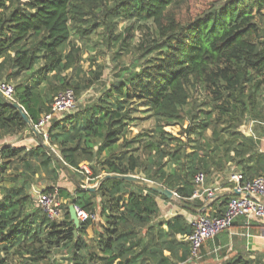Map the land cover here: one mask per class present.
<instances>
[{
	"label": "trees",
	"instance_id": "1",
	"mask_svg": "<svg viewBox=\"0 0 264 264\" xmlns=\"http://www.w3.org/2000/svg\"><path fill=\"white\" fill-rule=\"evenodd\" d=\"M205 1L0 0V82L20 79L15 99L33 124L61 90L74 89L79 100L101 80L102 66L82 76L84 63L94 59L89 43L99 28L109 48L117 45L118 54H129L134 28L143 26L139 20L153 23L139 46L147 54L144 63L116 75L98 101L48 124L49 144L80 183L88 176L85 165L92 181L105 174H143L195 209L204 206L192 200L198 172L207 180L230 164L247 179L264 176L259 142L241 130L248 119L264 124V0H212L193 11L194 2ZM119 20L131 22L123 33ZM144 121H153V128L135 130ZM173 126H179L176 133L166 129ZM26 130L21 112L0 97V138ZM0 158V264L192 259L188 241L179 238L192 232L187 217L159 218L158 198H169L118 178L102 180L95 191L78 187L41 144H5ZM62 172L72 189L55 184ZM42 178L53 183L42 191L57 190L63 200L60 219H50L33 192ZM233 196L221 199L227 206ZM71 204L97 213V220L77 227ZM210 207L203 213L213 216ZM226 264H264V253H239Z\"/></svg>",
	"mask_w": 264,
	"mask_h": 264
},
{
	"label": "built area",
	"instance_id": "2",
	"mask_svg": "<svg viewBox=\"0 0 264 264\" xmlns=\"http://www.w3.org/2000/svg\"><path fill=\"white\" fill-rule=\"evenodd\" d=\"M0 91L4 96L16 102L15 85L6 80L0 82ZM78 106V98L74 89L66 88L57 93L51 104V109L41 115L37 124H33L39 132L48 140V124L55 118H62L71 113ZM86 173L90 174V169L84 166ZM88 180H91L88 177ZM194 182L196 192L192 198L202 196L200 190L205 186L206 174L198 172L195 175ZM239 191H245L251 194L249 196L234 195L229 200L224 212L220 215H207L203 213L205 206L196 214H193L189 222L192 225V232L186 236L189 243L191 258L197 259L201 257L203 245L206 241L215 238L218 234L229 230L235 220L241 216L248 219H260L264 221V176H256L247 179L240 172L230 174L228 182ZM220 192L217 188H208L205 193L210 199H215L216 194ZM38 202L46 215L57 220L63 216L62 204L63 200L59 198L57 190L52 193L40 191L38 193ZM76 214L80 221L91 219L97 220L98 214L84 209L78 204H74Z\"/></svg>",
	"mask_w": 264,
	"mask_h": 264
},
{
	"label": "crops",
	"instance_id": "3",
	"mask_svg": "<svg viewBox=\"0 0 264 264\" xmlns=\"http://www.w3.org/2000/svg\"><path fill=\"white\" fill-rule=\"evenodd\" d=\"M17 83H20V79L17 80ZM78 101H80V99ZM54 119H56V117ZM241 130L248 136H254V138L259 142L260 151L264 153V124L257 123L252 119H248L241 126ZM5 144L12 145L14 147L26 146L28 148H33L41 143L37 136L31 130H26L13 136H5L3 138H0V151L2 146ZM229 165L230 164H228L223 171L214 172L211 176L207 177L205 186L200 190L202 196L198 198H192V200L195 199V204L204 202L205 207H210L212 205L209 211L213 215H219L223 213L226 204L221 199L222 197L215 199L208 198L205 191L208 188H217L218 190H220V192H222L224 190L232 188L230 186H225V184L228 182L230 174L234 173L232 172L234 166L228 167ZM43 179H45V182L42 183L43 186L47 187L48 185H53V183L46 178H42L41 181ZM85 180H88V178H85ZM95 181L98 182V180ZM35 189L37 190L35 191ZM42 190L43 189L37 184L33 187V191H35L37 196L38 193ZM158 203L160 207L159 218L164 222L177 215H184L189 221L190 217L193 214L198 213L204 207H195V209H191L189 206L182 204L180 200L178 201V199L175 198L165 200L159 197ZM176 205H178V207ZM175 206L176 208H174ZM164 228H167L166 224L164 225ZM185 237L186 236L179 235L180 239L184 238V240H186ZM216 237L206 241L203 245V264H226L239 253L247 255L251 258H255V256H259L260 254L264 253L263 220L239 217L235 220L233 226L229 230L218 234ZM192 259H189L187 262L175 261V264H196L195 261L192 262Z\"/></svg>",
	"mask_w": 264,
	"mask_h": 264
},
{
	"label": "rangeland",
	"instance_id": "4",
	"mask_svg": "<svg viewBox=\"0 0 264 264\" xmlns=\"http://www.w3.org/2000/svg\"><path fill=\"white\" fill-rule=\"evenodd\" d=\"M211 3H213L212 0H206L204 3H200V4L194 2L193 11H197L199 9L200 10L206 9L210 7ZM262 14H264V9L262 10ZM257 21H263V17L260 19V14H257ZM132 22H134V20ZM139 22L142 23L143 26H142V29H138L137 27L134 28V31H133L134 35L131 38L132 39L131 44L132 46H134V48H132V52L129 54H124V53L118 54L119 46L117 45L109 48L107 44L104 42L102 28H99L98 33H95L93 35V40H91V42L89 43V48H90L89 58L92 57L94 59L88 60L84 63L82 76L84 75L86 76L87 72H89L90 70L94 71L96 68L99 69V66L103 67L102 68L103 75L100 81H98L96 84H94L89 89L83 92V94L80 97V101H78V106L71 113L67 114L68 116L82 110L86 104H91L93 102L98 101V99L101 96H103L106 87L109 88L113 80L116 79V75H118L119 73L125 74V73L130 72L129 71L130 69L127 70L126 67L131 68L132 64L140 65L147 60V57H146L147 54L143 55L144 50L140 49L139 46L141 43H144L148 40V36L146 35V33H152V31L154 30V26H153V23H150V22L144 23V22H141L140 20ZM130 23L131 22L129 21L124 22V21L119 20L118 32L123 33V30L125 31L126 26H128ZM138 24L139 23L137 22L136 25ZM127 37H129L128 34H127ZM12 83L14 85L17 84V82H12ZM197 96L202 98L204 95H202L199 92ZM140 105H141L140 108L144 110L145 108L144 103H140ZM153 126H154L153 121H144L135 130L148 131L150 128H153ZM166 129L176 133L179 129V126L167 127ZM137 175L143 176V174H137ZM44 180L45 179H43L42 181L40 180L41 182L39 181V183L37 184L42 189L46 188V186L42 185V183L45 182ZM83 183L84 185L95 186L98 182L92 181V180H85ZM55 184L60 185V186H66L71 189L74 186L73 183H71L69 177H67L65 173L61 174L60 180ZM36 190L37 189H35V191ZM35 191L33 192L36 195ZM174 198L178 199V201L180 200L181 202V199L177 195ZM176 206L178 207V205ZM176 206L174 208H176ZM88 233H89V236H92L93 229L89 228ZM57 258H61V255H57ZM194 260L196 264H203V261H204L203 253L201 252L200 258H197Z\"/></svg>",
	"mask_w": 264,
	"mask_h": 264
},
{
	"label": "water",
	"instance_id": "5",
	"mask_svg": "<svg viewBox=\"0 0 264 264\" xmlns=\"http://www.w3.org/2000/svg\"><path fill=\"white\" fill-rule=\"evenodd\" d=\"M0 97L3 98L5 101L10 102L14 107H16L21 112L22 116L24 117V119L28 123L30 130L37 136L41 145H43L48 150V152L56 160H58V162L61 164V166L64 168V170L69 174L70 178L73 180V182L78 187H81V188L87 189V190L95 191V190H97V188H98V186L102 180L108 179V178H118V179H123V180L128 181V182L139 184L140 186L145 187V188L150 189V190H153V191H155V192H157V193H159V194H161V195H163L169 199H172L176 196V193L174 191L168 189L167 187L163 186L162 184L148 180L144 177H141V176H138L135 174H105L98 181V183L95 186H88V185H84V184L80 183V181L75 177L73 172L69 169L67 164L63 161V159L58 155V153L55 151V149L49 144L48 141H46L44 136L33 125L31 119L29 118L27 113L24 111L23 107L19 103L7 99L1 91H0ZM231 194L237 195V196H249V197H251V194L248 192L239 191L237 188H231V189L224 190L222 192H218L216 194L215 198H221L225 195H231ZM70 214H71V219L73 220L74 224L77 227H79L80 220L76 214L74 204L70 205ZM75 234H77V231H75Z\"/></svg>",
	"mask_w": 264,
	"mask_h": 264
}]
</instances>
